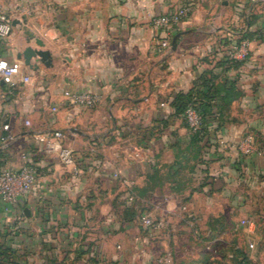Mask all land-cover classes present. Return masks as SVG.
I'll return each instance as SVG.
<instances>
[{
	"label": "crops",
	"instance_id": "0c3cea01",
	"mask_svg": "<svg viewBox=\"0 0 264 264\" xmlns=\"http://www.w3.org/2000/svg\"><path fill=\"white\" fill-rule=\"evenodd\" d=\"M203 1L195 4L189 19L169 38L155 32L150 20L178 9L185 0H0L12 20L10 34L0 40V59L22 64V81L12 93L0 80V137L6 135L2 127L8 125L13 138L0 144V169L18 168L23 155L30 154L41 172L30 197L16 206L0 201V233L24 231L32 221L51 232L57 222L79 220L82 194L92 188L93 192L119 188L116 173L126 184L146 182L149 191L167 190L165 213L179 214L184 205L196 217L204 206L218 212L225 200L230 206L242 204L245 194L236 190L249 184V174L261 171L262 164L256 154L237 166L242 156L235 146L246 126L243 119L231 118L238 103L232 104L219 139L211 135L209 142L201 144L194 142L183 117L171 105L178 93L188 92L204 71L223 59L219 41L233 33L227 1H221L220 12L213 4L216 0ZM165 39L170 44L162 49L158 41ZM27 47L48 51L52 67L35 60L37 70L26 67L17 56ZM262 48L263 43L252 42L250 51L255 49L252 55L259 57ZM244 65L228 75L236 74L251 97V79L244 80ZM213 70L221 72L218 67ZM85 90L100 95L97 108L73 107L64 95ZM106 110L118 125V154L115 150L107 154L101 142L105 133L96 132V125L107 121ZM34 119L36 128L29 129L25 121ZM51 130L62 132L64 145L77 155L78 179L72 166L45 152L38 136ZM182 177L187 183L180 181ZM258 183L256 189L264 186ZM242 226L250 264H264V236L255 225ZM251 242L256 243L254 249H249Z\"/></svg>",
	"mask_w": 264,
	"mask_h": 264
},
{
	"label": "rangeland",
	"instance_id": "374dc122",
	"mask_svg": "<svg viewBox=\"0 0 264 264\" xmlns=\"http://www.w3.org/2000/svg\"><path fill=\"white\" fill-rule=\"evenodd\" d=\"M187 1L192 9L197 2H204ZM221 1L228 3L229 31H233L228 36L237 35L243 29V32L249 30L255 38L260 37L264 45V0H216L213 4L217 5V12L224 9ZM244 15L251 16L250 26L245 25ZM254 50L246 61L244 80L250 77L249 91H256L251 97L244 91V96L235 101L237 107L230 109L235 113L232 119L246 122L241 138L247 134L253 137L262 164L261 171L249 174V184L236 190L245 194L242 204L236 202L230 206L225 200L218 212L207 211L204 206L202 209L205 210L198 212L196 217L184 205L179 214L165 213L167 190L147 193L146 182L142 186L136 185L137 188L126 184L116 173L114 178L121 184L119 188L97 189L96 192L92 188L89 193L82 194L79 202L82 217L79 220L57 222L51 232L44 226L37 227L32 221L24 231L0 233V243L6 241V245L17 250L20 259L29 264H47L51 259L57 264H230L223 252L233 245L246 252L248 238L240 218L243 214L246 217L252 215L249 220L264 236V186L257 189L255 186L256 182L264 185V48L259 57L252 55ZM238 82L242 89L240 79ZM105 116V125H96V132L105 133L101 142L106 146L107 154L114 153V150L118 154V140L115 139L118 125L113 124L108 110ZM29 122V129L36 128L35 119ZM100 148L93 147V150L100 152ZM180 181L187 183L186 177ZM143 218L152 219L155 226H159H147ZM83 241L92 246L89 249L84 246V253L78 254L76 247ZM262 246L264 248V244Z\"/></svg>",
	"mask_w": 264,
	"mask_h": 264
},
{
	"label": "built area",
	"instance_id": "2783aa9c",
	"mask_svg": "<svg viewBox=\"0 0 264 264\" xmlns=\"http://www.w3.org/2000/svg\"><path fill=\"white\" fill-rule=\"evenodd\" d=\"M238 10L240 11V8ZM191 12V3L187 1L174 11L153 16L150 20V26L155 32H163L170 38L182 22L189 19ZM11 26L10 14L4 6L0 5V40L10 34ZM228 40L231 43L224 47V55L227 59L229 61L246 62L249 58L251 42L241 39L238 34L230 36ZM169 44L170 42L167 39L158 41V45L162 49L169 47ZM219 49H221L220 46ZM21 70L22 64L19 61L9 62L5 59H0V80L7 86V93H12L18 82L22 81ZM64 95L68 102L76 108L92 109L96 108L101 102L100 95L88 90L66 91ZM183 119L191 134H196L200 131L201 122L193 107L190 106L186 109ZM25 125L29 126L30 122L28 120L25 121ZM2 129L6 132V135L0 137V144L3 146L11 142L13 138L9 132L8 125L3 126ZM216 137L219 139V134ZM38 138L43 143L46 153L54 155V158L62 165L72 166L74 168V178L78 179L80 177V169L76 168L78 157L72 149L64 145L62 132L51 130L45 132L42 136H38ZM219 143L226 146V143L221 138ZM235 149L240 156L247 158L256 155L258 152L255 141L249 134L243 136L236 143ZM22 158L23 164L20 167L0 169V201L9 206H16L20 201L30 197L40 182L41 172L33 157L30 154H26ZM143 221L150 227L159 226H155L152 222L153 220L149 218H143ZM242 224L247 227L254 226L250 220H243ZM254 247V243L249 244V249H254Z\"/></svg>",
	"mask_w": 264,
	"mask_h": 264
},
{
	"label": "trees",
	"instance_id": "16d2710c",
	"mask_svg": "<svg viewBox=\"0 0 264 264\" xmlns=\"http://www.w3.org/2000/svg\"><path fill=\"white\" fill-rule=\"evenodd\" d=\"M251 16L244 15L245 25H251ZM246 27V26H245ZM238 33L241 39L248 41H259L261 43L262 39L255 38L249 30L246 32ZM223 40L225 42H223ZM219 41L220 51L224 52V47H227L231 41L224 38ZM251 53V51H250ZM245 62L241 61H229L224 55L223 59L218 60L215 66L209 70H206L198 78L194 86L186 93H178L172 101V106L175 109L176 114L184 117V113L188 107H193L198 118L201 122V129L196 134H192L194 142L202 143L209 142L210 136L215 138L219 131H221L223 125L228 121L230 109L232 104L238 99L244 96V90L239 87L237 75H228L230 72L236 73L241 67H243ZM218 67L221 72L215 74L214 70ZM256 90L252 92L255 93ZM238 161L237 166L239 167L244 163L245 158ZM152 179V178H151ZM138 188V187H137ZM136 188V189H137ZM151 191V189H150ZM146 188L145 192H150ZM144 192V191H143ZM133 216H129L128 221L133 219ZM54 238V234H52ZM6 241L0 243V264H29L30 262H23L17 255V250L13 247L7 246ZM84 246H88V249L92 244L83 241L76 247L78 254L84 253ZM49 249V246H47ZM224 257L230 264H250L246 252L237 248L235 245L231 246L226 252H223ZM47 264H57L53 259L48 260Z\"/></svg>",
	"mask_w": 264,
	"mask_h": 264
},
{
	"label": "water",
	"instance_id": "95a60500",
	"mask_svg": "<svg viewBox=\"0 0 264 264\" xmlns=\"http://www.w3.org/2000/svg\"><path fill=\"white\" fill-rule=\"evenodd\" d=\"M179 37V35H176L173 37L172 39V49H175L176 47V40ZM36 45L39 48H43L44 44L39 41L36 40ZM18 59H22L23 63L26 67L37 70L38 69V65L35 64V61H38L40 64H42L45 68H51L52 67V58L51 55L48 51L46 50H41V49H34L32 47H27L25 48L18 56ZM24 214L26 216L29 215V211L28 209L24 210Z\"/></svg>",
	"mask_w": 264,
	"mask_h": 264
}]
</instances>
